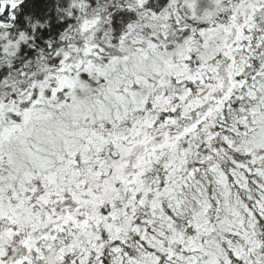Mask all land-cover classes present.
<instances>
[{"label":"snow or ice","instance_id":"snow-or-ice-1","mask_svg":"<svg viewBox=\"0 0 264 264\" xmlns=\"http://www.w3.org/2000/svg\"><path fill=\"white\" fill-rule=\"evenodd\" d=\"M0 264H264V0H0Z\"/></svg>","mask_w":264,"mask_h":264}]
</instances>
